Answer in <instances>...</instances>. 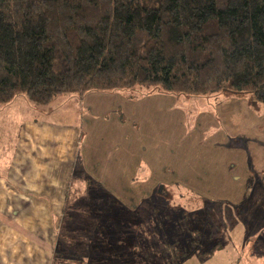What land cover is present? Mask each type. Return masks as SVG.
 Segmentation results:
<instances>
[{"label":"rangeland","instance_id":"obj_1","mask_svg":"<svg viewBox=\"0 0 264 264\" xmlns=\"http://www.w3.org/2000/svg\"><path fill=\"white\" fill-rule=\"evenodd\" d=\"M40 108L65 125L91 124V140L102 143L91 150V174L77 161L73 184L92 213L73 223L91 227V251L105 250L91 264H264V103L252 93L137 85L62 95ZM132 138L120 162L106 157ZM94 161H107L109 172L95 173ZM121 227L133 237L97 232ZM76 252L61 263L85 264L82 247Z\"/></svg>","mask_w":264,"mask_h":264},{"label":"trees","instance_id":"obj_2","mask_svg":"<svg viewBox=\"0 0 264 264\" xmlns=\"http://www.w3.org/2000/svg\"><path fill=\"white\" fill-rule=\"evenodd\" d=\"M137 85L264 103V0H0V105Z\"/></svg>","mask_w":264,"mask_h":264},{"label":"crops","instance_id":"obj_3","mask_svg":"<svg viewBox=\"0 0 264 264\" xmlns=\"http://www.w3.org/2000/svg\"><path fill=\"white\" fill-rule=\"evenodd\" d=\"M42 109L24 96L0 105V264H62V257L76 254L79 247L83 252L78 262L84 259L85 264H91L101 251L97 248L91 251V227L79 229L73 223L78 217L91 220L92 213L88 211L91 201L87 199L83 203V199L75 196L73 184L77 179V161L82 157L91 174L94 158L91 150L101 149L102 143L91 140V124L65 125L45 117ZM127 142L133 144V138L117 141L119 145L110 146L112 149L106 157L120 162L123 154L127 155L128 149L124 146L129 147ZM94 164L95 173L98 168L101 174L109 172L104 167L107 161L103 166L96 161ZM119 170L127 173L128 169ZM107 177L104 181L112 180L111 175ZM257 177L264 176L258 173ZM79 204L85 205L84 212L74 207ZM97 232L109 238L133 237L122 227ZM78 237L84 238L82 243H77Z\"/></svg>","mask_w":264,"mask_h":264}]
</instances>
